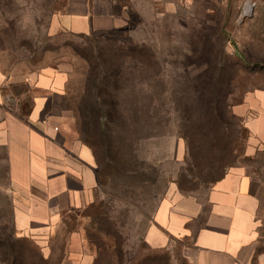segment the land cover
Masks as SVG:
<instances>
[{
    "label": "rangeland",
    "instance_id": "1",
    "mask_svg": "<svg viewBox=\"0 0 264 264\" xmlns=\"http://www.w3.org/2000/svg\"><path fill=\"white\" fill-rule=\"evenodd\" d=\"M169 1L165 14L79 37L49 31L62 0H0L4 92L24 115L34 85L64 82L56 126L91 147L98 177L89 203L65 213L50 236L16 235L0 197V264H190L191 238L157 248L145 236L168 190L204 200L222 172L204 153L198 165L188 157V135L209 119L208 104L219 114L209 135L239 138L231 165L252 182L264 252V155L242 158L247 128L230 115L247 92L264 91V0ZM104 91L119 109L111 118Z\"/></svg>",
    "mask_w": 264,
    "mask_h": 264
},
{
    "label": "crops",
    "instance_id": "2",
    "mask_svg": "<svg viewBox=\"0 0 264 264\" xmlns=\"http://www.w3.org/2000/svg\"><path fill=\"white\" fill-rule=\"evenodd\" d=\"M169 2L62 0L49 31L109 33L148 18L155 9L165 14ZM5 52L7 41L0 31V57ZM8 82L0 68V197L9 206L16 235L50 236L64 224L65 213L82 209L92 199L98 185L95 156L91 147L56 126V110L64 111L66 96L65 83L57 76L45 86L34 85L37 92L24 115L14 97L4 92ZM232 109L249 132L245 155L252 156L264 144V91L247 92ZM249 187L248 176L237 167L211 185L204 200L168 190L155 208L146 241L158 248L191 238L190 264H264L258 202Z\"/></svg>",
    "mask_w": 264,
    "mask_h": 264
},
{
    "label": "trees",
    "instance_id": "3",
    "mask_svg": "<svg viewBox=\"0 0 264 264\" xmlns=\"http://www.w3.org/2000/svg\"><path fill=\"white\" fill-rule=\"evenodd\" d=\"M3 36L5 38V34L3 33ZM79 37H85L84 35H77ZM115 84L113 83L111 85V88L113 90H116ZM106 93L107 100L105 99L103 103L107 105V108L104 112H106V115L108 117H112L115 114V110L117 109V105L115 101L113 100L112 93L110 91H104ZM99 98V97H98ZM210 102H207V104ZM217 110L214 108L212 109L211 106L207 105V119L201 126L196 128L191 135H188V141L187 142V149H188V157L189 160L195 164L198 165L197 162L201 158L200 153L206 154L207 158L209 159V168L212 169V171H216L217 169H220L222 172L217 176L214 177L211 181V185L222 179L231 168H235L236 166H232L231 162L236 158L239 157L235 154V146L236 143L239 141V138L233 137H225L218 136L215 133L214 136L209 135V131H211L212 123L214 122L213 119L217 116L218 113H216ZM219 115V114H218ZM232 119H237L234 113L230 114ZM236 116V117H235ZM240 118V117H238ZM224 124L233 126L237 125L235 122L227 123L224 122ZM249 137V132L247 130L246 139ZM247 142V141H246ZM208 148H207V147ZM206 148V150H205ZM245 150V149H244ZM243 150V151H244ZM261 155H264V150H256L254 155L252 156H246L245 152L242 154V158L246 161H255L258 157ZM249 192L254 195V192L252 190V182H250Z\"/></svg>",
    "mask_w": 264,
    "mask_h": 264
}]
</instances>
